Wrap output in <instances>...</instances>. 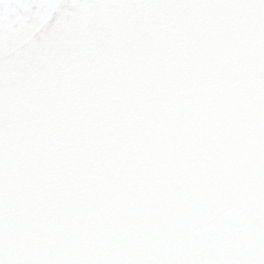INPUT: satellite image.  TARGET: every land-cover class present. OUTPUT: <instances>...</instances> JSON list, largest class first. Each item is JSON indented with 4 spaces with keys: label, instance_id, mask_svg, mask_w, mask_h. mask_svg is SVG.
<instances>
[{
    "label": "snow or ice",
    "instance_id": "obj_1",
    "mask_svg": "<svg viewBox=\"0 0 264 264\" xmlns=\"http://www.w3.org/2000/svg\"><path fill=\"white\" fill-rule=\"evenodd\" d=\"M0 264H264V0H0Z\"/></svg>",
    "mask_w": 264,
    "mask_h": 264
}]
</instances>
